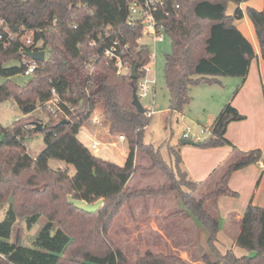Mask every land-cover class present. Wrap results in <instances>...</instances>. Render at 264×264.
<instances>
[{
  "label": "trees",
  "instance_id": "obj_1",
  "mask_svg": "<svg viewBox=\"0 0 264 264\" xmlns=\"http://www.w3.org/2000/svg\"><path fill=\"white\" fill-rule=\"evenodd\" d=\"M245 1L177 0L176 10L159 15L171 42L163 68L169 111L181 112L190 103L192 86L218 84L222 77L245 79L255 51L234 25L235 19L243 17L239 5ZM229 2L237 5L232 15L226 13ZM245 13L264 60V10L248 6ZM125 16L126 0H0V31L23 25L34 41L0 49V77L4 78L0 103L13 99L22 114L8 126L0 123V210H4L0 264H192L171 251L146 250L129 258L107 236L123 205L149 195L170 194L180 200L181 214L205 231L206 252L196 264H264V207L249 204L241 218L235 245L248 252L243 256L217 249L218 220L206 207L208 200L221 194L236 195L227 185L229 176L258 161L261 150L240 152L213 189L196 197L202 183L189 178L177 150L168 146L167 161L159 147L143 141L152 115L146 114L147 109L138 111L132 103L136 79L128 73L117 74L104 56V47L117 41L118 53L137 65V74L148 62L149 48L137 43L140 25H128ZM37 41L47 55L44 61H36L34 73L20 85L12 77L22 74L24 67L4 64L10 60L20 63L21 51L35 49ZM52 89L60 98V110L55 114L46 106ZM262 94L264 98V83ZM96 107L109 133L125 137L128 154L123 164L93 154L77 136ZM37 108L47 114L45 123L32 115ZM241 119L231 103L224 104L208 127V136L194 141V146H232L225 136L226 127ZM36 122L42 123L38 132L44 134L45 148L32 156L25 139L37 132ZM135 151L148 156L151 166L161 170L168 182L158 189L128 186L129 178L140 168L134 163ZM52 159L72 165L73 174L68 168H51L48 162ZM70 196L91 204L102 199V204L96 212L87 213L70 204ZM40 217L46 222L31 244H18V222L23 220L30 229Z\"/></svg>",
  "mask_w": 264,
  "mask_h": 264
},
{
  "label": "rangeland",
  "instance_id": "obj_2",
  "mask_svg": "<svg viewBox=\"0 0 264 264\" xmlns=\"http://www.w3.org/2000/svg\"><path fill=\"white\" fill-rule=\"evenodd\" d=\"M251 4L257 9L264 10V0H251ZM235 7H237L236 4L229 2L226 12L232 15ZM38 44L41 45V42ZM151 50L155 53L153 71L157 83L155 91H152L154 97L151 100L149 98L139 100L144 109L153 113L150 123L143 131V141L154 145V147H159L162 157L168 161V146L176 149L182 133L187 128L200 136L206 135L207 129L203 128H207L208 121L210 123L213 121L211 115H218L223 105L226 104L225 100L235 89V82L233 77H222L220 79L222 85L200 83L192 86L189 92L190 103L181 112L169 111V95L163 68L165 55L171 50L170 39L166 36L163 41L151 44ZM44 51L46 57L47 50ZM14 65L19 66V61L10 60L4 64L5 67ZM28 77L17 74L12 79L21 85L27 81ZM3 81L4 78L0 77V83ZM32 115L42 123L48 119L47 114L39 108ZM92 115H99L101 126L92 127L93 123L90 117L83 128L96 129L94 133L92 132L94 134L92 138L102 144L95 155L116 163L123 162V156L116 149L121 145L117 138L118 134L109 133L108 125L103 122L100 116L99 107L95 108ZM21 116L22 114L13 99L0 103V123L3 126L10 125L15 118ZM80 137L86 144H90V140L83 136L82 132H80ZM122 143L126 149V140H123ZM25 146L27 152L32 156L39 155L45 148L44 134L37 131L28 135L25 139ZM134 163L140 168L132 174L128 186L141 190L158 189L168 182V178L161 170L151 166V161L145 154L135 151ZM48 164L53 169L68 168L70 174L74 172L73 166L62 160L52 159ZM204 187L198 188L195 193L196 197L203 193ZM182 210L183 206L174 194L154 197L149 195L143 199L131 201L123 205L119 213L112 219L107 231L108 239L129 258H135L137 253L150 250L156 253L171 251L180 257L181 252H186L191 260L200 261L201 255L206 252L205 231L198 227L194 219L181 214ZM3 216L4 210H0V220ZM45 222L46 220L40 217L30 229H26L24 221H19V228H17L15 236L18 235L20 242L29 246Z\"/></svg>",
  "mask_w": 264,
  "mask_h": 264
},
{
  "label": "crops",
  "instance_id": "obj_3",
  "mask_svg": "<svg viewBox=\"0 0 264 264\" xmlns=\"http://www.w3.org/2000/svg\"><path fill=\"white\" fill-rule=\"evenodd\" d=\"M248 6H254L251 4V0L240 4L243 17L239 20L235 19L234 25L251 43L255 51V57L251 60L248 73L243 81L233 77L235 89L225 100L226 103H231L243 116V119L231 121L226 127L225 136L231 142L232 146L223 145L212 148H201L194 145H181L179 143L176 147L182 160L181 166L189 178L193 181L201 182V186H205L202 194L213 189L215 183L223 175L226 166L235 160L240 152H247L253 149L261 150V156L258 161L235 170L229 176L227 185L236 195L221 194L206 202L207 209L218 220V232L215 241L217 249L221 253H225L230 249L237 256L248 254L245 249L235 245L236 237L240 231L241 218L247 206L253 204L264 207V98L262 94L264 60L260 54L259 44L252 22L245 13ZM226 13L231 15V13ZM220 84L222 85V80H220L218 85ZM153 92L151 95L152 98L154 97ZM211 116V120H213L215 115L212 114ZM101 124L93 123L92 127H96V125L101 126ZM210 124V121H208L207 128H203L204 130L207 129L205 136H200L195 132L199 136V140L208 136V127ZM92 127L83 128L82 126L77 135L86 147L89 145L80 137V132L91 141L94 139L92 136L96 131ZM199 133L201 132L199 131ZM119 142H121V145L116 149L123 156L124 160L121 163H117L123 164L127 157L128 149L127 147L125 149L122 143L123 141ZM233 146L236 150L233 149ZM180 255L193 264L199 262L197 260H191L186 252H181Z\"/></svg>",
  "mask_w": 264,
  "mask_h": 264
},
{
  "label": "built area",
  "instance_id": "obj_4",
  "mask_svg": "<svg viewBox=\"0 0 264 264\" xmlns=\"http://www.w3.org/2000/svg\"><path fill=\"white\" fill-rule=\"evenodd\" d=\"M178 7L179 3L177 0H126L125 21L131 26L139 23L140 35L137 38V43L149 48L148 62L140 68L141 74H137L136 96L138 100L142 98H149L151 100L152 91L155 89L157 83L155 73L153 71L155 53L151 50V44L163 41L165 37V27L161 22L159 15H167L169 10L174 11ZM53 21H55V19ZM2 23L3 20L0 19V25ZM72 27L75 28L76 25L73 24ZM24 30L25 28L23 25H19L18 28L13 31L8 28L0 31V49L8 48L15 42H23L27 45L34 43L31 31ZM87 39L91 44L92 40L90 39V36H87ZM39 42L41 41L35 42V49H31L29 51L42 50L40 49L41 45L38 44ZM116 44L117 41H113L110 46H105L103 50L104 56L115 66L117 74L128 73L130 75L132 64L128 60L122 59L117 51ZM25 53V51H21L20 65L24 67L22 74L24 76H31L37 67V63L35 60L26 56ZM59 103L60 98L55 89H52L50 99L46 102V106L52 113L55 114L57 110H60ZM92 114L90 115L92 123L101 124L99 115ZM146 114L150 116L153 113L148 110ZM117 138L120 141L125 140L124 135H118ZM181 138L193 141L199 140V136L196 133L191 132L190 128H187V130L182 133ZM100 145L101 143L98 140L93 139L90 141L88 149L95 154L99 151Z\"/></svg>",
  "mask_w": 264,
  "mask_h": 264
},
{
  "label": "water",
  "instance_id": "obj_5",
  "mask_svg": "<svg viewBox=\"0 0 264 264\" xmlns=\"http://www.w3.org/2000/svg\"><path fill=\"white\" fill-rule=\"evenodd\" d=\"M25 55L28 56L29 58H31L32 60H35V61H44L45 60V51L44 50L27 51L25 53ZM130 77L132 79H137V65L136 64H132V66H131ZM132 103L137 108L138 111L144 112V108L136 96V89H134V91H133ZM41 129H42V123L36 122L34 125V130L35 131H41ZM179 143L181 145H194L195 144V142L193 140L183 139V138L180 139ZM68 202L70 204L74 205L79 210L85 211L87 213H93V212H96L99 209V207L101 206L102 199L91 204V203H87V202H84L81 200H75L70 196L68 198ZM16 237H17V243L20 244V240L18 238V235H16Z\"/></svg>",
  "mask_w": 264,
  "mask_h": 264
}]
</instances>
